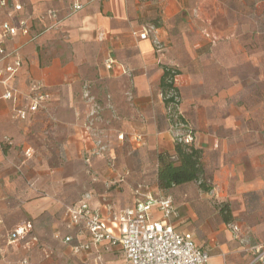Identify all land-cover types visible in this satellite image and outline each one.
Here are the masks:
<instances>
[{"label": "crops", "instance_id": "0c3cea01", "mask_svg": "<svg viewBox=\"0 0 264 264\" xmlns=\"http://www.w3.org/2000/svg\"><path fill=\"white\" fill-rule=\"evenodd\" d=\"M15 2L22 4L23 10L19 13L12 8L0 10V24L8 18L9 12L19 18L32 15L33 23L28 34L7 42L8 52H14L22 66L13 78L6 73L0 74V264H58L55 261L58 252L51 246L52 234L64 237L73 232L65 219L66 208L59 224H41V214H51L56 204L38 198L37 189L47 188L38 183L41 176L36 172L25 176L19 168L20 156L11 154L22 143L23 126L11 121L10 116L15 114V109L28 107L26 95L32 84L46 87L51 95L47 103L61 99L62 105L69 107V100L76 95L79 98L88 93L98 95L99 80L111 78L102 84L108 88L106 93L115 100L116 108L122 111L125 120L121 124L134 126L135 112L140 111L144 115L141 126H150L147 116L150 100L163 95L160 83L166 68L197 65L199 54L204 51L210 60V44L219 40L224 44L232 39L241 42L239 50L243 53L242 60L245 59V35L256 31L254 26L244 25L245 4H256L260 0ZM75 3H80L82 8L74 10ZM48 10L57 11L60 21L49 19ZM146 30L148 38L141 39L140 35ZM155 40L160 43L161 52L157 51ZM14 57L0 62V72L13 64ZM109 59L115 62L111 69L106 67ZM10 89L17 91L16 102L3 98ZM70 125L69 121L63 122V126ZM242 130L243 126H196L194 131V144L203 150L207 174L214 177L212 192L215 198L240 202L236 208L231 206L233 218L230 222L223 219L219 207L211 210L199 204V193L204 191L196 183L166 191L157 187L158 191L152 192L174 199L180 212L175 221L177 231L192 232L197 245L210 253V264H264V167L261 160L264 159V141L241 138ZM6 139L8 144H2ZM158 139L161 149L164 147L159 154L174 153L176 139L170 130L161 131ZM3 145L6 150H2ZM158 165L157 159V170ZM26 179L29 184L25 183ZM228 180H235L237 187L242 186V189L226 193L221 185H226ZM249 196L257 197V203L250 205ZM81 201H87L106 216L109 209L133 207L137 199L119 208L118 204L88 191L71 205ZM26 220L33 222L30 234L9 243L8 235ZM188 220L189 224L183 225ZM56 241L65 258L60 264H125L121 250L105 242L93 246L86 254L75 256L69 246L60 239ZM86 241L85 234L75 239V243Z\"/></svg>", "mask_w": 264, "mask_h": 264}, {"label": "rangeland", "instance_id": "374dc122", "mask_svg": "<svg viewBox=\"0 0 264 264\" xmlns=\"http://www.w3.org/2000/svg\"><path fill=\"white\" fill-rule=\"evenodd\" d=\"M245 16L244 25L254 26L256 31L245 35L244 60L239 50L241 42L232 39L224 44L219 40L210 44V60L204 51L199 54L197 65L174 68L181 73L175 82L181 119L169 114L163 95H157L150 100L147 115L150 126H141L144 115L140 111L135 112L134 126H123L122 111L116 108L115 100L107 95L108 88L102 84L111 78L99 80L98 95L88 93L83 98L76 95L77 98L69 100V107L62 105L61 99H55L25 120H17L11 114V121L23 126L22 143L11 154L20 156L18 164L25 176L31 172L41 176L38 183L45 185L47 191L43 186L37 189L38 198L56 204L51 214H41V224H59L66 206L88 191L118 204L119 208L158 191L157 156L164 149L158 136L168 130L175 135L172 127L176 123L194 131L196 126H243L241 138L264 141V0L246 3ZM66 121L71 125L63 126ZM180 130L186 129L179 127ZM2 144H8V140ZM5 148L3 145L2 150ZM261 160L264 167V159ZM208 179V185L214 188L213 175L208 174ZM235 182L228 180L226 185L221 182L223 191L241 190L242 186L237 187ZM25 183L29 181L26 179ZM199 194L200 198H196L199 204L211 210L213 207L221 210L227 205L232 212L231 206L236 208L240 203L238 199L218 200L212 190ZM194 201L191 203L196 205ZM248 201L250 205L257 203V197L249 196ZM187 224L189 220L183 223ZM54 234L51 246L57 250L55 261L60 264L65 258Z\"/></svg>", "mask_w": 264, "mask_h": 264}, {"label": "built area", "instance_id": "2783aa9c", "mask_svg": "<svg viewBox=\"0 0 264 264\" xmlns=\"http://www.w3.org/2000/svg\"><path fill=\"white\" fill-rule=\"evenodd\" d=\"M12 8L19 13L23 6L15 0H0V10ZM82 8L80 3L73 5L74 10ZM46 16L56 23L60 21L55 10H48ZM33 23L32 15L16 17L9 12L8 18L0 24V62L9 57H14V52H8L7 42L14 40L18 35L28 34ZM149 31H144L141 39L148 38ZM158 52L162 51L160 43L155 40ZM13 64L7 65L4 71L9 78H13L22 66L21 59L14 57ZM114 61L109 59L107 69H111ZM174 78V84L177 81ZM17 91L7 90L3 94L4 99L17 101ZM174 101L167 107L169 114L180 117V100L173 94ZM51 95L43 84H32L26 95L28 107L15 109L14 117L25 120L31 114L38 112L49 100ZM176 123L175 139L186 144L195 142L194 130L184 124ZM181 125V124H180ZM180 128L186 130L179 131ZM180 217L179 207L171 196L153 194L149 192L137 199L135 205L121 210H108L106 216L97 208L90 206L87 201L66 206L65 219L73 232L61 237L56 234L63 244L71 248L75 256H81L91 251L93 246L103 242L112 247H118L124 257L125 264H210V253L196 243L192 232H178L175 221ZM33 229V223L26 220L18 224L8 235L9 243H15L28 236ZM236 229V228H235ZM85 234L88 241L75 243V239ZM263 255V254H262ZM259 256V258L262 257ZM27 263V260H24Z\"/></svg>", "mask_w": 264, "mask_h": 264}, {"label": "trees", "instance_id": "16d2710c", "mask_svg": "<svg viewBox=\"0 0 264 264\" xmlns=\"http://www.w3.org/2000/svg\"><path fill=\"white\" fill-rule=\"evenodd\" d=\"M180 72L174 68H166L160 87L167 107L174 101L173 94L178 95L174 78ZM181 119V117H180ZM157 182L161 190H169L187 183H197L204 192H210L208 174L203 163V150L194 143L186 144L176 140L174 153H161L158 156ZM223 219L230 222L233 218L231 210L224 205L220 210Z\"/></svg>", "mask_w": 264, "mask_h": 264}]
</instances>
